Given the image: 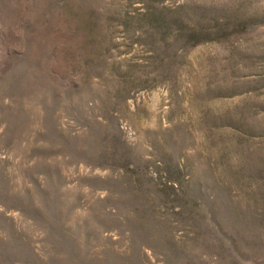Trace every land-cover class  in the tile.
<instances>
[{"label":"rangeland","instance_id":"rangeland-1","mask_svg":"<svg viewBox=\"0 0 264 264\" xmlns=\"http://www.w3.org/2000/svg\"><path fill=\"white\" fill-rule=\"evenodd\" d=\"M0 264H264V0H0Z\"/></svg>","mask_w":264,"mask_h":264}]
</instances>
